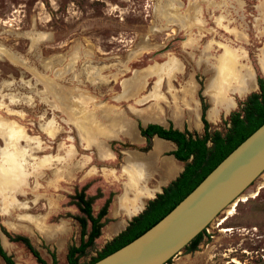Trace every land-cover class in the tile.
I'll list each match as a JSON object with an SVG mask.
<instances>
[{
    "label": "rangeland",
    "instance_id": "rangeland-1",
    "mask_svg": "<svg viewBox=\"0 0 264 264\" xmlns=\"http://www.w3.org/2000/svg\"><path fill=\"white\" fill-rule=\"evenodd\" d=\"M258 78L264 0H0L2 250L14 264H37L14 241L23 236L46 264H67L83 194L93 216L106 208L100 235L77 256L88 264L129 218L117 203L137 200L133 167L143 170L142 186L164 170L168 145L147 153L138 126L166 127L177 112L196 121L210 99L227 110L236 92L239 104L257 92ZM132 82L140 89L127 95ZM226 118L209 132L224 134ZM166 264H264V171L206 226L196 250Z\"/></svg>",
    "mask_w": 264,
    "mask_h": 264
},
{
    "label": "trees",
    "instance_id": "trees-1",
    "mask_svg": "<svg viewBox=\"0 0 264 264\" xmlns=\"http://www.w3.org/2000/svg\"><path fill=\"white\" fill-rule=\"evenodd\" d=\"M256 84L257 92L249 93L242 103H238L239 107L227 116L225 121L228 122V128L224 134H220L216 130L209 132V124L204 119L206 106L203 104H201L199 116L203 125L201 134L189 132L186 129L179 131L172 128L171 125L166 128L155 124H148L145 127L138 126V134L144 138L146 143L153 136L173 143L175 148L167 155H171L180 162L182 170L161 189L160 193L148 200L143 210L132 217L122 231L107 241L96 254V258L88 264L94 263L129 243L159 221L191 192L226 155L264 123V81L258 78ZM149 148L150 146L147 151ZM76 202L84 218L77 220L79 225L78 245L68 248L65 255L67 264H77V256L82 255L100 235V221L106 215V208L103 207L96 216H93L90 199L85 198L83 194L76 196ZM86 222L89 223L88 232H86ZM201 233L183 248H188L191 252L196 250ZM14 241L21 243L37 264H46L26 237L17 236ZM0 259L4 264H14L1 246ZM50 264H56L54 257L51 258Z\"/></svg>",
    "mask_w": 264,
    "mask_h": 264
},
{
    "label": "water",
    "instance_id": "water-1",
    "mask_svg": "<svg viewBox=\"0 0 264 264\" xmlns=\"http://www.w3.org/2000/svg\"><path fill=\"white\" fill-rule=\"evenodd\" d=\"M264 171V123L141 235L91 264H166Z\"/></svg>",
    "mask_w": 264,
    "mask_h": 264
},
{
    "label": "crops",
    "instance_id": "crops-1",
    "mask_svg": "<svg viewBox=\"0 0 264 264\" xmlns=\"http://www.w3.org/2000/svg\"><path fill=\"white\" fill-rule=\"evenodd\" d=\"M244 84H245L244 87L246 88V83ZM237 96H242V95H239L236 92L234 95L235 98H231V101L233 103L227 110H224L223 106L221 105H217L213 107V101H211V99L208 101V108L205 111V119L210 126L217 125L221 120L227 117L230 111L236 108L237 103L239 101V99L236 98ZM195 116H196V121H190L188 119L185 124L184 113L177 112L176 116L171 120V126L174 129H177L179 131L186 129L187 131H191V132L195 131L197 134H200L202 132V124L199 120V114L197 112L195 113ZM153 123H157L161 125L162 127H165L163 126L162 121L157 120V121H153ZM166 124L168 125V123ZM150 141H151L150 148L147 151V153H150L153 151L155 143H158V144L165 143L166 145H168L165 148H163L161 152L159 153L160 157L163 158L162 160L165 163L164 168L167 167V169L162 170L160 175L157 174V179L155 180V182L151 183L150 186H144V185L142 186V185H138L137 182L138 181L141 182L142 180L141 177L143 176L142 175L143 170L138 165H135L133 167V169L131 170L132 176L129 178L130 191H132L131 193L132 195H135V197H137L136 201H139V200L141 201V205H139V208H138L139 210L136 211L135 213H132V211L135 207H137L138 202L136 201H135L134 208H130V207L122 208L121 207V210L124 211L126 213V216L129 218L125 220V223L124 222L120 223V221L117 222L116 224L117 226L115 227V229L111 230L113 231V234H110V236H108L109 239L107 241H109L112 237H114L118 232L122 231L126 227L127 222L131 219V217L136 216L138 213H140L143 210L145 202L153 199L156 194L160 193L161 189L165 187L170 181H172L182 170V164L176 161L171 155H167V153L174 150L175 146L173 143L163 140V139H159L155 136L152 137ZM123 197H125L126 200L122 199V202H125V201L127 202L129 200L126 195H123ZM122 211L121 213H123ZM123 223H124V226H123ZM111 231L107 233H111Z\"/></svg>",
    "mask_w": 264,
    "mask_h": 264
},
{
    "label": "bare ground",
    "instance_id": "bare-ground-1",
    "mask_svg": "<svg viewBox=\"0 0 264 264\" xmlns=\"http://www.w3.org/2000/svg\"><path fill=\"white\" fill-rule=\"evenodd\" d=\"M229 64H231V62H230V60L228 61V60H226V61H224L223 62V64H222V66H221V68L222 69H226V67L229 65ZM225 71V70H224ZM226 72V71H225ZM241 80V79H240ZM240 83V86H242L241 88H243L244 86H245V81L243 80V82H241V81H239ZM49 88V87H48ZM60 96H62V95H60ZM185 97V96H184ZM58 98V97H57ZM59 100V99H58ZM63 100V99H62ZM182 100V99H181ZM60 101V100H59ZM64 101V100H63ZM189 101H191V100H189ZM189 101L187 100V99H183V101H182V103H183V105L184 106H187L186 107V109H189L191 112H189V114H191V113H193L194 112V110L190 107V105H189ZM62 103H64V102H62ZM66 103V102H65ZM64 105V104H63ZM156 119V118H155ZM196 124V123H195ZM14 130V129H13ZM167 169V167H165L164 168V170H166ZM135 201H136V199H132V198H129V200L126 202H120V203H117V204H119L120 205V207H122V208H134V206H135ZM136 202H138V204H137V207H135L134 209H133V211H132V213H135L136 211H138L139 209V205H141V201L139 200V201H136ZM233 204H235V203H233ZM234 205H232V207H233ZM232 214V211H230V212H228L227 213V215H231Z\"/></svg>",
    "mask_w": 264,
    "mask_h": 264
},
{
    "label": "flooded vegetation",
    "instance_id": "flooded-vegetation-1",
    "mask_svg": "<svg viewBox=\"0 0 264 264\" xmlns=\"http://www.w3.org/2000/svg\"><path fill=\"white\" fill-rule=\"evenodd\" d=\"M169 68V64L166 66V65H163L161 68H159V70H161V71H163L164 73L166 72V70ZM138 86H137V84L136 83H134V82H132V83H130L126 88H125V90H124V93H127V95H135L136 93H137V91H138ZM212 87H210V88H208V89H210L209 90V93H211V95H212V89H211ZM140 89V88H139ZM245 99V98H244ZM200 107H201V105H200ZM237 107V106H236ZM207 108H208V106H206V109H205V111L207 110ZM236 109V108H235ZM234 109V110H235ZM205 111H204V119H205ZM233 111V110H232ZM200 112H201V110H199V115H200ZM231 112V111H230ZM229 112V113H230ZM229 113H228V115H229ZM227 115V116H228ZM199 120H200V118H199ZM205 121H206V119H205ZM201 122V121H200ZM207 122V121H206ZM208 123V122H207ZM148 124H155V125H159V124H157V123H153V122H148V123H146L144 126H142V127H145L146 125H148ZM202 124V123H201ZM170 124L168 123V125H167V127L169 126ZM159 126H161V125H159ZM162 127V126H161ZM172 127V126H171ZM8 128V125H6L5 123H3L2 121H0V130H4V132H7V129ZM163 128H166V127H163ZM173 128V127H172ZM202 131H203V125H202ZM202 133V132H201ZM5 136V135H4ZM154 137V136H153ZM142 138V137H141ZM144 139V138H143ZM170 142V141H169ZM145 206V205H144ZM134 217V216H133ZM132 218V217H131Z\"/></svg>",
    "mask_w": 264,
    "mask_h": 264
}]
</instances>
